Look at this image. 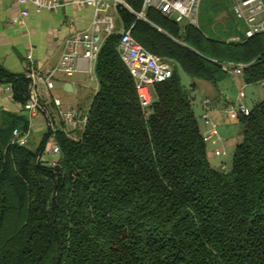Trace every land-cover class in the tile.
I'll return each mask as SVG.
<instances>
[{"label":"trees","instance_id":"trees-1","mask_svg":"<svg viewBox=\"0 0 264 264\" xmlns=\"http://www.w3.org/2000/svg\"><path fill=\"white\" fill-rule=\"evenodd\" d=\"M127 2L141 9V0ZM118 14L120 27L174 62L172 75L155 83L144 108L120 34H109L84 126L76 137L56 132L55 168L36 161L47 132L11 143L12 128L28 121L0 108V264H264V98L240 113L241 139L229 165L216 168L179 74L216 83L228 74L221 63L232 60L247 63L245 82H258L264 33L226 42L154 7L145 19L125 6ZM6 82L22 105L24 72L0 63Z\"/></svg>","mask_w":264,"mask_h":264},{"label":"built area","instance_id":"built-area-1","mask_svg":"<svg viewBox=\"0 0 264 264\" xmlns=\"http://www.w3.org/2000/svg\"><path fill=\"white\" fill-rule=\"evenodd\" d=\"M25 5L31 3L37 10L54 9L68 3L78 7L91 6L93 15L89 25L77 30L63 40V46L58 61L47 67L37 66L32 60L25 65L24 74L28 78L27 97L22 104L29 116L42 114L45 121L47 141L42 152L37 154L36 161L42 165L55 168L59 165L61 148L56 132L62 129L67 135L76 137L77 130L82 129L88 118V110H80L75 106L65 104L60 97L53 93L55 78L58 73L70 75L77 70L93 72L94 63L105 38L118 31L120 34L118 50L121 58L128 66L134 77L135 86L144 108L149 107L154 94L156 82L165 80L172 75V62L146 48L131 33V26H119L118 8L125 6L139 18H146L144 12L148 7H154L164 16L184 26L198 24V10L201 0H141L139 11L134 10L127 0H17ZM235 17L244 22L243 35L233 33L225 37L226 42H239L258 32L264 33V2L263 0H234L232 5ZM21 13L27 14L24 7ZM141 15V16H140ZM30 57V56H29ZM31 59V58H30ZM230 75H243L245 62L224 61L221 63ZM264 84V78L260 80ZM11 96L10 83H0ZM239 95H243L240 90ZM209 98L204 100L208 108ZM228 112L249 114V107L239 103L227 107ZM210 126L203 133L206 141L217 134L216 122L210 118L206 109L202 114ZM30 140V129L15 126L12 128L10 142L16 145L27 144ZM219 149L215 153H220ZM221 168H225L222 164Z\"/></svg>","mask_w":264,"mask_h":264},{"label":"crops","instance_id":"crops-1","mask_svg":"<svg viewBox=\"0 0 264 264\" xmlns=\"http://www.w3.org/2000/svg\"><path fill=\"white\" fill-rule=\"evenodd\" d=\"M206 1L200 2L197 25L207 37L219 39L242 32L244 22L235 17L232 9L234 0H209L210 6L215 8L213 17L219 23L216 27H210L205 16H202ZM24 7L27 8L28 13L23 15L21 10ZM92 15L91 6L78 7L68 3L54 9L37 10L31 3L23 5L17 0H0V63L13 72H24L25 65L30 60L40 67L55 64L60 57L64 38L77 30L86 28ZM206 30H213L214 33ZM182 73L183 70L180 68V77ZM182 83L190 88L192 105L201 132L210 130L208 120L202 116L206 109L210 118L216 122L217 134L206 140L210 164L216 168H221L222 164L227 167L242 136L240 112L231 114L227 107L234 105L236 108L239 103H243L250 108L264 98V84L257 82L262 88L254 90V99L251 103H247L244 99L246 95L244 88L254 82H245L243 75L227 74L216 83L205 79L193 81L192 78L188 84ZM97 87L98 81L94 68L93 72L77 70L70 75L58 73L53 93L65 104L85 111ZM240 90L243 91L242 96L239 95ZM206 98L210 99L208 108L204 104ZM0 108L24 115L30 129V141L31 138L33 142L40 140L46 130L42 114L29 116L23 106L15 101L2 85H0ZM216 149L221 152L215 153Z\"/></svg>","mask_w":264,"mask_h":264},{"label":"rangeland","instance_id":"rangeland-1","mask_svg":"<svg viewBox=\"0 0 264 264\" xmlns=\"http://www.w3.org/2000/svg\"><path fill=\"white\" fill-rule=\"evenodd\" d=\"M210 3L209 0H207L205 3H204V8H203V11H202V16L204 15L205 16V19L209 22L210 24V27H216V26H219V23L216 22V20L214 19L213 17V11H214V7H211L210 6ZM139 11V10H138ZM137 15V14H136ZM141 16V15H140ZM144 16H145V12H144ZM142 19H145L142 17ZM195 26H198V25H195ZM208 31V30H206ZM209 33H214L213 30L211 31H208ZM228 36V35H227ZM227 36H223V37H220L219 40L221 41H225V37ZM171 60V59H170ZM173 62V61H172ZM174 64V62H173ZM181 77H182V82L188 84L189 80H190V76L183 70V73L181 74ZM262 87H260V85L257 83V82H254L252 84H249L247 85L244 89H245V101L247 103H251V101L254 99V90H259L261 89ZM236 87L234 88V90L236 91ZM31 141L33 142L32 138H31Z\"/></svg>","mask_w":264,"mask_h":264}]
</instances>
